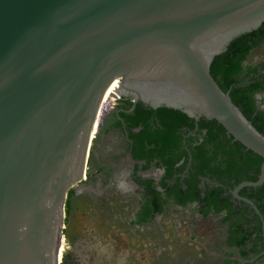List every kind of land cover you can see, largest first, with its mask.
I'll return each instance as SVG.
<instances>
[{"label":"water","instance_id":"95a60500","mask_svg":"<svg viewBox=\"0 0 264 264\" xmlns=\"http://www.w3.org/2000/svg\"><path fill=\"white\" fill-rule=\"evenodd\" d=\"M263 22L264 0H0V264H60L108 91L110 108L215 120L264 158V134L211 74Z\"/></svg>","mask_w":264,"mask_h":264},{"label":"flooded vegetation","instance_id":"af4514ba","mask_svg":"<svg viewBox=\"0 0 264 264\" xmlns=\"http://www.w3.org/2000/svg\"><path fill=\"white\" fill-rule=\"evenodd\" d=\"M248 45L218 78L264 125V28ZM140 103L101 107L60 264H264V158L215 120Z\"/></svg>","mask_w":264,"mask_h":264},{"label":"trees","instance_id":"16d2710c","mask_svg":"<svg viewBox=\"0 0 264 264\" xmlns=\"http://www.w3.org/2000/svg\"><path fill=\"white\" fill-rule=\"evenodd\" d=\"M263 28H264V22L258 31L262 30ZM258 31L247 32L235 38L228 46V49L222 54L216 56L214 61L212 62L211 74L213 75L215 80L218 82V84L224 91H228V86H229L230 81L227 80L225 83L223 80L218 78V75L220 74L226 75V73H229L230 71H232V69L239 63L240 58L247 56L249 48L251 47L248 45L249 40H252L253 35L257 33ZM231 97L233 101L241 108L245 116L248 119L252 120L253 124L259 130V132L264 134V125L259 124L256 121H253V119L250 117L247 111L242 108L240 101L236 98V96H234L233 93H231ZM140 104H142V102ZM67 205L69 208L70 207L69 200L67 201Z\"/></svg>","mask_w":264,"mask_h":264},{"label":"bare ground","instance_id":"6f19581e","mask_svg":"<svg viewBox=\"0 0 264 264\" xmlns=\"http://www.w3.org/2000/svg\"><path fill=\"white\" fill-rule=\"evenodd\" d=\"M117 86H118V81H117V84H116V88H117ZM116 88H115V90H116ZM114 92H115V91H108V92L105 93V95H104V97H103V99H102L101 105H100V107H99V110H98V112H97L96 118L99 117V116H101V114L103 113V110H104V109H101L102 105H103L104 103H106L108 100L110 101V100H113V99H114V97H113ZM109 101H108V102H109ZM96 118H95V121H94L93 130H94V127H95V123H96V121H97ZM99 122H100V121H99ZM96 128H97V127H96ZM93 130H92V135H93ZM95 132H96V129H95ZM94 134H95V133H94ZM93 137H94V135H93ZM93 137H92V138H93ZM60 252H61V249H60V251H59V260H60Z\"/></svg>","mask_w":264,"mask_h":264},{"label":"rangeland","instance_id":"374dc122","mask_svg":"<svg viewBox=\"0 0 264 264\" xmlns=\"http://www.w3.org/2000/svg\"><path fill=\"white\" fill-rule=\"evenodd\" d=\"M109 101V100H108ZM103 106V105H102ZM99 119H100V116H99ZM76 209H77V207H75ZM78 211H77V213H79L80 212V210L79 209H77ZM66 211H67V209H66ZM63 239H64V237L62 238V241H63ZM67 243V242H66ZM61 246H63V244L61 243Z\"/></svg>","mask_w":264,"mask_h":264},{"label":"built area","instance_id":"2783aa9c","mask_svg":"<svg viewBox=\"0 0 264 264\" xmlns=\"http://www.w3.org/2000/svg\"><path fill=\"white\" fill-rule=\"evenodd\" d=\"M106 110H107V107H106V109H104V110H103V113H102V115H103V114L106 112Z\"/></svg>","mask_w":264,"mask_h":264}]
</instances>
